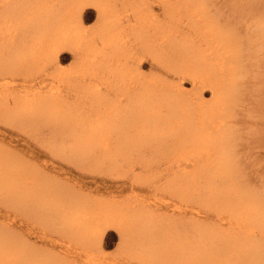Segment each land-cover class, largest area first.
<instances>
[{"label": "bare ground", "instance_id": "6f19581e", "mask_svg": "<svg viewBox=\"0 0 264 264\" xmlns=\"http://www.w3.org/2000/svg\"><path fill=\"white\" fill-rule=\"evenodd\" d=\"M233 1L234 19L252 24L242 36L212 0H0V79H41L69 49L71 74L84 82L74 101L70 88L44 93L40 81L29 92L2 86L0 113L51 127L63 140L54 144H68L54 153L82 167L138 165L148 178L164 165L170 173L159 197L104 201L39 182L42 171L0 149L1 203L10 213L31 209L47 225L55 216L67 250L59 257L22 241L6 215L0 264H110L100 246L106 227L137 264H264V193L240 182L228 125L245 95L243 53L257 40L264 48V0ZM145 63L158 75H143ZM255 66L264 105V62Z\"/></svg>", "mask_w": 264, "mask_h": 264}, {"label": "rangeland", "instance_id": "374dc122", "mask_svg": "<svg viewBox=\"0 0 264 264\" xmlns=\"http://www.w3.org/2000/svg\"><path fill=\"white\" fill-rule=\"evenodd\" d=\"M212 2V9L220 11L224 22L238 27L240 36L252 28V24L247 19L248 16L234 15V19L233 0H212ZM260 4L262 0L257 3V6ZM88 9L90 11L85 20L86 28H90L95 22V16L91 15L93 9L91 7ZM261 10L259 8L255 13L259 14ZM243 54L246 59L242 77L245 95L232 111L228 123L235 138L233 161L231 162L238 171L240 182L253 192L264 193V105L261 104L262 100L257 90L262 70L255 66L256 63L261 66L264 62V48L261 47V40L254 42ZM59 55L58 66H45L41 73L43 76L36 80L40 83L35 88L41 87L44 93L54 86L62 87V90L70 88V91L66 93L67 99L74 101L77 97L76 83H84L79 81L77 74H71L76 64V57L69 49H62ZM145 65L141 69L143 75H158V69L150 70L148 64L145 63ZM57 74L61 77H57ZM36 81L25 74H15L0 79V88L8 85L12 90L16 88L21 92H29L33 90L32 85L38 83ZM81 107L87 109L88 105L82 101ZM14 121L9 122L0 113V149L10 151L24 163H29L34 169L42 171L36 174L39 182L49 181L70 194H79L91 199L99 198L104 201L135 202L139 197L154 198L155 193L157 197L161 196L160 191L155 189L167 181L170 173H167L166 166H160L161 173H147L148 178L138 165L132 167L123 164L115 170L108 163L104 164L102 170L90 168L89 165L82 167L54 153L52 147L57 149L61 147L62 150H66L68 144H65L67 140H64V144L58 143L59 146L54 144L56 141L63 140L57 137L58 135H54L51 127L41 124L35 126L33 124V127L27 119ZM146 179H151L154 184L143 182ZM2 199L3 194L0 195V222L3 216L10 215L6 224L21 237L22 241L51 255L59 257L66 255L67 250L62 243L64 236L55 216L52 217L54 221L47 225L43 223L44 220L38 218V214L31 212V209L14 206V213L8 212L1 203ZM26 214H28L29 221L24 220ZM120 243L121 237L116 229L111 227L103 229L100 246L102 258L106 263L137 264L127 256V253L120 250ZM80 261L82 264V260Z\"/></svg>", "mask_w": 264, "mask_h": 264}]
</instances>
